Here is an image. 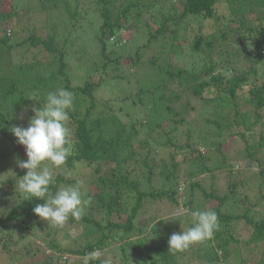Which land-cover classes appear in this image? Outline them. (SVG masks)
I'll use <instances>...</instances> for the list:
<instances>
[{"label": "trees", "instance_id": "obj_1", "mask_svg": "<svg viewBox=\"0 0 264 264\" xmlns=\"http://www.w3.org/2000/svg\"><path fill=\"white\" fill-rule=\"evenodd\" d=\"M34 1L36 8L33 9L31 0L20 4V0H0V138L21 151V158L26 160L25 148H19L7 117L30 100L43 106L49 91L58 88L70 91L74 96L69 111V122L73 123L68 127L70 155L63 171L54 170L50 188L54 194L62 187L75 185L79 180L71 177L72 172L80 173L83 168L79 166H85L92 168L94 176L90 183L97 190L94 194H82L89 203L80 220L69 218L60 229L53 225L46 227L48 235H55V232L69 233L68 225L81 226L85 228L79 233L84 245L74 248L63 246L58 237L51 239L47 242L50 251L58 255L47 257L43 264H73L74 259L62 257L63 252L85 256L114 242L118 264H264V216L258 215L251 206L238 213L223 210L225 201L236 196L240 191L238 186L247 183L254 168L257 169L254 174L259 177L258 187H264V53H261L264 0H89L85 10L79 4L82 0ZM220 2L227 3L234 23L245 27L248 34L228 24L211 33L196 35L191 42L192 51L202 52L208 59L202 67L172 66L168 60L159 65L154 60L160 59L161 53L152 51L149 64L165 71L164 77L161 74L142 79L133 74V80L127 78L122 87L119 100L109 94L101 97L100 83L95 78H87L81 85L71 84L65 59L74 57L83 43L98 41L105 59L102 68L107 65L119 68L122 53H116L109 46L118 44V32L135 27L145 37L142 46L138 44L126 58L129 61L133 56L139 57L141 49L155 44L162 34L171 32V38L178 40L177 29L167 27L170 22L176 27L189 16L214 18ZM67 21L83 29L86 21L97 27L85 41L77 44L69 36L77 27H65ZM20 22L21 30L17 27ZM217 45L222 49L215 51L217 55H224L221 60H214L208 54ZM122 46L126 43L119 47ZM35 49L36 53L46 51L51 59L23 60ZM239 56L240 62L248 65L226 77L222 73L224 67L231 65L233 69L239 64ZM56 61L58 65L51 67ZM153 67L149 66V70ZM205 88L215 89L213 97L203 102V107L212 109L205 120L212 122L215 129L202 135L199 143L210 139L209 146H215L219 153L214 161L209 147L206 146V151L198 147L199 138H193L189 127L200 122L195 118L192 122L188 120L190 113L196 111L189 97H200ZM144 110L157 113L158 119L164 114V121L150 125L142 118ZM162 110L165 111L161 113ZM172 124L173 127H167ZM178 124L189 130L182 128L177 134ZM257 125L263 127L258 141L249 143V130ZM182 135L186 136L184 140ZM228 135L244 141L245 152L238 158L224 153ZM1 155L0 150V158ZM26 171H0V206H7L0 218L3 230V226L12 227L11 221L28 229L38 226L30 215L37 217L33 209L44 201L26 200L27 194L18 189L19 179ZM235 175L237 179L233 178ZM216 176L224 179L225 183L221 184L226 187L224 192L215 188ZM207 180H212L208 187L204 185ZM199 192L204 198L202 201L198 199ZM259 199L264 200L261 190ZM153 204L155 210L140 220L139 215ZM197 210L217 213L219 228L212 239L195 243L184 251H169L170 236L191 227L190 212ZM172 211L174 216L167 218L172 214L165 215ZM236 220L248 231L247 237H242L233 225ZM5 232L0 239L8 236L17 240V235L8 229ZM1 246L9 253L8 241Z\"/></svg>", "mask_w": 264, "mask_h": 264}, {"label": "rangeland", "instance_id": "obj_2", "mask_svg": "<svg viewBox=\"0 0 264 264\" xmlns=\"http://www.w3.org/2000/svg\"><path fill=\"white\" fill-rule=\"evenodd\" d=\"M80 1V0H79ZM24 0H20V3H23ZM89 0H82L79 2V4L82 6L83 10L88 6ZM91 4V2H90ZM30 5L32 8H36V2L34 0H31ZM249 14L248 16H250ZM247 16V17H248ZM132 17V15H131ZM248 20H250L248 18ZM169 22V21H168ZM99 23V22H98ZM253 23V22H252ZM229 26H238L239 32L244 33V35L248 34L247 29L243 27L242 25L239 26L238 22L234 23V17L231 14V11L227 5L226 2H220L217 5V8L215 10V17L214 18H203L201 16H189L188 18H184L180 21L179 25L175 27V24L169 23L167 27L169 29H177L178 33V40H174L171 38V32H167L165 34L160 35V37L156 40L155 44H152L148 49H141L142 52L140 53L139 57L133 56V59H130L129 61L126 60L128 56H131L132 53L135 50V47L138 44H142L145 41V37L141 34V32L135 27H133L132 30L129 31H120L116 34L117 39L119 40L118 44L113 46L109 44V46H112L113 51H116V53H122V64H119V68H114L113 65H107L106 68H102V63L105 61L103 56L100 52V44L98 41L90 40L87 43H83L81 48L79 47L78 52L75 54V56L68 57L65 59L67 63V72L71 77V84L72 85H81V83L84 82L85 79H97L99 81L100 85V91L98 94L104 98L110 95V97L114 96V99L122 98L121 90L122 87H124V84L126 83L127 78H131L133 80V74L140 76L142 79L146 78H156L159 77L161 74H165V71L161 72L158 71L157 68H154L151 64H149L148 58L151 55V52L158 51L161 53V57L158 60H154L155 63H158L159 65L162 64L165 60L170 61L172 66H179V67H188L191 68L194 66L195 68L202 67L205 62H208V59L204 57L202 52H195L192 51V40L194 37L198 34L205 35L207 33L213 32L217 27H227ZM258 24L257 26H259ZM18 29L21 30V22L17 25ZM65 27H77L76 31L71 32L69 34L70 37H72L74 40H77V44L81 43L82 41H85L84 38H87L91 32L96 30L97 25L92 23L91 21L85 22V29L82 27L79 28V26H75L73 22L67 21ZM82 28V29H81ZM62 29V28H61ZM60 29V33H61ZM140 35V36H139ZM80 38H77V37ZM82 37V38H81ZM58 39V37H57ZM71 39V38H70ZM130 39V41L128 40ZM250 40V39H248ZM119 43H121L119 45ZM126 43V46H121L122 44ZM179 46H178V45ZM142 46V45H141ZM222 49L220 46L215 47L214 51H208V54L211 55V57L214 60H221L224 58L223 53L220 54V56L217 55L219 51ZM106 51H109V48L107 46ZM144 51V52H143ZM217 51V53L215 52ZM261 53H264V48L261 49ZM28 56L23 59L25 61H29L32 59V57H43L45 60L51 59L49 54L46 53V51L41 50L40 52L36 53V49L32 50L27 54ZM34 55V56H33ZM112 58H114V55H111ZM169 57V58H168ZM235 59V58H233ZM239 64H237L233 69L230 65L228 68L224 67L223 74L227 77L228 75L232 74L234 70L236 69H242L243 67L247 66L248 64L244 62H240V59H242L241 56L238 57ZM244 60V59H243ZM241 60V61H243ZM17 62V60L15 59ZM137 62V64H134V62ZM58 65V61L54 63L51 67H56ZM97 66V70L95 68ZM149 66L153 67L151 70H149ZM165 69V68H164ZM128 76V77H127ZM121 82V83H120ZM61 84V83H60ZM215 92V89H203L202 93L196 95L195 97H189L190 99V105H193L192 107L196 111H192L190 113L189 121H194V118L199 121L200 123L198 126L195 124L190 125V129L192 130L193 138L198 139V143L201 141V136L204 135L208 130L209 133L215 129V126L210 122L209 120H205V118L210 115L209 113L212 111L210 107H203L204 99H208L213 97V94ZM74 97V96H73ZM116 97V98H115ZM187 96L183 99L185 100ZM39 99V98H38ZM41 102L37 103L34 100H30V102L23 106L20 109L14 110L11 112V115H9L8 122L10 123L11 127L13 125L21 126V127H27L29 119L34 115V112L32 111L33 108H39L41 105ZM216 104V101L214 102V105ZM115 111H117V108H115ZM165 110H162L164 112ZM144 114L142 115V118L148 120L147 122L150 123V125L154 126L156 123L154 121L163 122L164 121V114L160 116V118H157V113L150 112L148 110L143 111ZM150 112V113H149ZM23 117V119H21ZM163 120H162V119ZM205 120V122H204ZM70 121V120H69ZM72 122H68V127L70 128ZM142 123H145L142 121ZM211 123V124H210ZM73 124V123H72ZM161 124V123H159ZM178 131L182 128L187 131L188 127H183L182 124H178ZM210 125L209 129L208 126ZM151 126V127H152ZM201 126V128H199ZM168 128L173 127V124L170 126H167ZM203 127V128H202ZM206 128V129H205ZM263 127L260 125H257L254 127V129L249 130V133L247 135V140L249 143L257 142L259 137V130H261ZM175 132L172 133L173 136H177ZM161 139L164 140L163 134L160 135ZM183 140L186 138L185 135H182ZM225 143L223 146L224 153L228 157L235 158L240 157V155L244 154V141L241 137L236 136H230L228 135L225 138ZM205 142V143H204ZM210 139L202 141L201 144H197L198 147L202 151H206V146L209 147L210 155L212 160H216L217 155L219 154L216 150L215 146H209ZM19 148L23 150V146L19 144ZM0 150H1V158H0V171L3 172L4 169H7L8 172L11 170H23L20 169L17 166L16 160L17 158L23 160L22 152L12 147L11 144L5 141L3 137L0 138ZM80 168H83V170L80 171V173L72 172V176L76 180L82 181L81 186V192L82 194L88 193V194H94L97 190L96 188L91 185L90 179L94 176V173L91 171L92 168L85 167V166H79ZM254 171H257L256 168L253 169V172L249 174V177L247 179V183L244 185H239L238 189H240L239 192H237L235 197H231L227 201H225V205L223 207L224 211L230 212V213H238L242 212L245 207H254L258 211V215L264 216V200L259 199V191L261 190L264 192V187L259 188L258 180L259 177L254 174ZM0 172V178L2 177V173ZM236 178V175L233 177ZM212 181V180H211ZM210 180H207L204 185L208 187ZM215 184V188L218 189L220 192H224L226 187L224 188L222 183H225L224 179H222L221 176H216L213 180ZM224 190V191H223ZM50 191L52 192V189L50 188ZM245 196V197H244ZM198 199L199 201H202L204 198L202 195H200V192L198 193ZM154 204L150 207H147V210L142 212L139 215V219L143 220L146 215H149L150 213L155 210ZM7 210L6 204H3L0 206V218L4 215V213ZM160 213V211H159ZM163 211L160 213L162 214ZM172 214V215H171ZM167 215V218L171 219L174 214L173 211ZM30 217L35 220V222L38 224L36 228L28 229L27 227L24 228V225L17 226L16 221H11L12 227H8L7 229L11 231V234L17 235V240L12 237V239L8 238V236L3 237L0 239V264H43L44 260L49 256H56L58 254L50 251V246L47 242L51 241V239H61V243L63 246L66 245H73L74 248L82 247L84 245V240L80 236V232L82 230H85L83 227L75 226V225H68V231L69 233L65 232H55V235H48V230L46 229L47 226H50L51 224L47 223L45 220H42L40 217H33L30 215ZM37 220V221H36ZM233 225H235L238 228V231H240V234L242 237L248 236V231L243 228L242 222H239L236 220ZM4 230L0 227V235L4 233L7 229L5 226H3ZM54 228V227H53ZM20 229H23L20 231ZM58 229H60L58 227ZM34 230V231H33ZM29 231V232H27ZM42 233L44 237H42ZM8 241L9 246V253H6L2 248V243ZM50 243V242H49ZM78 246V247H77ZM116 247V242L113 244H110L108 247H105L100 250H94L99 251L102 253L101 258L111 257L112 264H118V259L115 257L116 251L114 252V248ZM5 249V248H4ZM7 249V248H6ZM62 257H67V259H74L73 264H82V258L84 256L80 255H74L71 256L66 252L62 253ZM115 260V262H114Z\"/></svg>", "mask_w": 264, "mask_h": 264}, {"label": "clouds", "instance_id": "obj_3", "mask_svg": "<svg viewBox=\"0 0 264 264\" xmlns=\"http://www.w3.org/2000/svg\"><path fill=\"white\" fill-rule=\"evenodd\" d=\"M73 103L74 97L70 91L63 88L49 91L44 105L32 109L34 115L27 127L13 125L10 128L17 143L25 148L27 156L26 160H16L20 169L27 170L19 179L18 189L27 194L26 200L35 198L44 201L43 204H37L33 212L55 227H62L69 218L80 220L89 203L82 198V181L62 187L54 194L50 191L54 183V170L63 171L70 155V131L67 125ZM65 174L70 175L67 172ZM190 216L192 226L170 236L169 251H184L195 243L210 240L219 228L215 211H191ZM101 256L99 251L89 252L82 258V264L95 261L112 264L111 257L102 259Z\"/></svg>", "mask_w": 264, "mask_h": 264}]
</instances>
